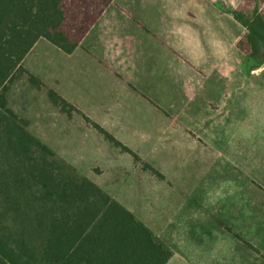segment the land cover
<instances>
[{"label":"crops","instance_id":"crops-1","mask_svg":"<svg viewBox=\"0 0 264 264\" xmlns=\"http://www.w3.org/2000/svg\"><path fill=\"white\" fill-rule=\"evenodd\" d=\"M244 1L115 0L72 53L40 39L23 66L37 73L49 56L55 91L98 138L145 157L208 154L263 106V84L248 87L238 47L247 28L233 11Z\"/></svg>","mask_w":264,"mask_h":264},{"label":"trees","instance_id":"trees-1","mask_svg":"<svg viewBox=\"0 0 264 264\" xmlns=\"http://www.w3.org/2000/svg\"><path fill=\"white\" fill-rule=\"evenodd\" d=\"M114 2L0 0V264H167L173 256L142 220L34 135L8 104L19 74L43 86L23 66L40 39L72 53ZM233 14L247 28L238 47L248 62L263 58L264 0H245ZM48 93L62 109L70 107L56 91Z\"/></svg>","mask_w":264,"mask_h":264},{"label":"rangeland","instance_id":"rangeland-1","mask_svg":"<svg viewBox=\"0 0 264 264\" xmlns=\"http://www.w3.org/2000/svg\"><path fill=\"white\" fill-rule=\"evenodd\" d=\"M263 64L264 57L246 59L248 87L264 88ZM47 68L44 55L32 68L37 73L26 69L40 88L26 73L16 77L10 106L33 134L142 220L172 251L169 264H264V100L257 117L238 123L241 130L232 123L230 137L211 153L158 149L136 160L52 102L48 90L59 80Z\"/></svg>","mask_w":264,"mask_h":264},{"label":"water","instance_id":"water-1","mask_svg":"<svg viewBox=\"0 0 264 264\" xmlns=\"http://www.w3.org/2000/svg\"><path fill=\"white\" fill-rule=\"evenodd\" d=\"M263 67H264V64H263V65H261L260 69H262Z\"/></svg>","mask_w":264,"mask_h":264}]
</instances>
